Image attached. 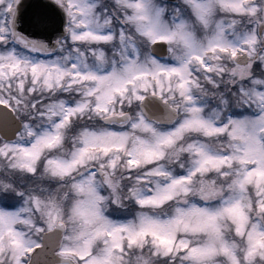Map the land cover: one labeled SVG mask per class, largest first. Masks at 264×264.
<instances>
[{
	"label": "rangeland",
	"instance_id": "374dc122",
	"mask_svg": "<svg viewBox=\"0 0 264 264\" xmlns=\"http://www.w3.org/2000/svg\"><path fill=\"white\" fill-rule=\"evenodd\" d=\"M95 1L68 0L66 10L97 61L70 63L69 51L61 65L4 46L12 0H0V102L23 121L20 139L0 137V189L24 191L13 215L0 209L1 240L17 242L19 223L25 248L35 244L41 193L54 187L78 264H264V0H180L176 20L158 0H108L127 23L119 34L106 31ZM114 36L116 54L102 46ZM160 42L169 55L157 61L146 50ZM62 80L78 85L75 107L54 97ZM149 92L177 110L173 123L144 119L138 103ZM74 108L91 117L71 137ZM124 111L120 125L97 120ZM90 164L108 181L73 179ZM52 209L48 225L59 217ZM9 246L0 242V260L19 264L22 245Z\"/></svg>",
	"mask_w": 264,
	"mask_h": 264
},
{
	"label": "flooded vegetation",
	"instance_id": "af4514ba",
	"mask_svg": "<svg viewBox=\"0 0 264 264\" xmlns=\"http://www.w3.org/2000/svg\"><path fill=\"white\" fill-rule=\"evenodd\" d=\"M17 0H12V5L9 6L6 9V13H5V19L7 21V25L8 28L10 29L11 32L10 36H9V40L7 43V48L10 49L11 51H15V52H19V54H23V55H29L28 51H32L33 53L38 50V48L40 47H44L45 44L42 42H37V41H32L30 39H28L26 36H24L21 32H13L12 30V22L14 21V16H15V11H14V4L16 3ZM95 2L99 3L98 4V8L100 10V12H96L99 14V16L101 18H106L107 19V24H109L110 29H106L103 27L104 29H106V31H112L114 33L119 34V29L121 28V26L119 25L120 21L125 22L124 19L122 18V16L120 14H118L116 8H119L120 6L117 4V1H114V3H112L111 1L108 0H96ZM55 4H58L59 6H61L62 8H67L68 6V0H54ZM173 5V4H171ZM175 6L177 7V4H175ZM10 9V10H9ZM9 10V14L8 13ZM174 12H171V14H173ZM126 23V22H125ZM74 21L71 20L70 15H66V23H65V30L63 33V36L61 37V33L56 34L55 35V41L57 42V49L55 54H53V58L56 59V63H61V56H65L67 52L72 51L74 52V54H69L71 56L66 58V61H70V63L72 62H76V61H84V62H88L84 59V57H82L81 55H87L88 57H90L89 63L92 61H97V58H93L88 50V46L90 44V42L88 41H84L81 39H77L78 37H76V30H80L78 28V25L75 24ZM99 24V22H98ZM127 26V23H126ZM117 29V30H116ZM74 33V36L72 37ZM256 35L259 36V39H261V30L259 28V31L256 32ZM117 37L118 36H114L113 40L109 43L107 41L104 40L102 46H106L107 48L110 49V51H114L113 54H116L119 52V48H116V43H117ZM263 39V38H262ZM136 40V39H135ZM136 45H137V41H136ZM139 47V44H138ZM116 49V51H115ZM26 51V52H25ZM81 56V57H80ZM36 57V56H33ZM37 60L40 59L39 57H36ZM74 58V61H73ZM94 59V60H93ZM249 61V59H248ZM248 63V62H247ZM63 63H61L62 65ZM88 65V64H87ZM71 73V72H70ZM70 79V77H69ZM61 80V79H60ZM66 82H64V80H62L60 82V86H56L55 91L56 93L54 94L55 99L57 100L58 105L61 104V98H63L65 101L62 103L63 106L68 105V106H72L75 107V103L77 102V97L79 92L77 91L78 89V85L75 82L69 81V84H65ZM69 87V89L67 91L64 92V94H62L61 91L65 90L64 88ZM12 110L14 111L13 107H11ZM15 113V111H14ZM70 114L74 115L73 118L70 119L69 125H70V129L71 130V137H73L74 131L77 129L78 123L79 126H82L83 122H87L85 121L86 119L88 120L89 117H91V114H88L87 111L84 112H75V108L74 111H72ZM16 115V113H15ZM103 117V116H102ZM101 116L97 118L98 121H100V119L102 118ZM23 124V121H22ZM90 124V123H89ZM88 126V125H87ZM22 129V128H21ZM20 132V131H19ZM18 132V133H19ZM20 134H17L16 140L18 139ZM96 166V165H94ZM1 163H0V169L2 171L1 168ZM97 168L95 169V174L101 179V181L107 182L108 178L102 174V172H99L98 170V166H96ZM82 168V167H81ZM79 168V169H81ZM0 171V172H1ZM93 173V171H92ZM77 174V172H76ZM102 174V175H101ZM76 178V175L73 174V179ZM130 183L132 184V182H129L128 185H130ZM128 188V187H126ZM45 189V188H44ZM8 190V189H7ZM46 190V189H45ZM59 191V190H58ZM54 187L52 190L50 191H43L41 193V197L40 199L43 201L41 208L43 209V211H40V215L42 216L41 218V222H42V226L41 229L38 230L37 235L35 236L36 239H33L35 242V244L30 245L29 247L25 248L27 245L26 241L24 243V238H28L29 237V232H25L26 228L25 226H23L22 224L19 223H12L11 226L16 230L19 231V234H17V239L18 241L15 242V240H10L9 241H4L1 240V238H5V236L8 234H6V230H4L2 227V231L0 232V242L1 243H5L8 242V244L10 245L9 247L11 248V246H14L15 243H19L20 245H22V247L20 246V254L19 257H17L16 259V263L18 261L19 264H30L31 263V254L34 251V249L36 247L39 248L38 251V255L35 261V264H70L69 262H59V259L64 258L65 260L71 261L73 264H78L79 259L76 257L75 255V248L76 245L74 243L75 240V236H72L71 232L68 230V226L70 225L69 221H67L66 219V211L65 209H62L60 207L58 203V199L60 198V193L58 192ZM23 190L20 189V191H6L3 189H0V209H4L9 211L12 215L14 214L13 211L14 209H16V207L18 205H20V203L22 202V196H23ZM67 196V195H66ZM50 205L54 206V207H45V205ZM53 208V209H52ZM39 209V207H38ZM52 209L53 213H57V215L59 216L57 219H55V221L48 225L45 221V210H50ZM69 210V208H67ZM60 215L63 216L65 219L60 218ZM24 233V234H23ZM46 234H49V237L45 236ZM11 233H9V237H10ZM5 240V239H4ZM43 240L45 242V244H43ZM226 240V239H225ZM22 241V242H21ZM233 239H229V241L227 243L230 244L231 247V253L233 252V244H232ZM14 242V243H13ZM226 242V241H225ZM6 245V244H5ZM43 245L48 246V250L43 251ZM8 246V245H7ZM124 261L123 259L119 261V264H123ZM0 264H9L6 263L3 259L0 260Z\"/></svg>",
	"mask_w": 264,
	"mask_h": 264
},
{
	"label": "water",
	"instance_id": "95a60500",
	"mask_svg": "<svg viewBox=\"0 0 264 264\" xmlns=\"http://www.w3.org/2000/svg\"><path fill=\"white\" fill-rule=\"evenodd\" d=\"M65 14L63 10L51 0H18L16 5V15L13 22V29L23 33L33 41L42 42L45 46L54 47V37L56 34L63 35ZM153 49L165 51V43H155ZM241 64H245L244 55L236 58ZM142 114L150 121L159 123H170L176 117V112L167 102L153 94L146 95L139 104ZM127 115L112 116L105 119L106 123L111 121L122 122ZM20 128V121L14 116L11 109L0 104V136L11 139ZM45 236L49 237V234ZM43 244H45L43 240ZM43 251L48 250V246L43 245ZM37 251V250H36ZM37 255L33 257L31 264H35ZM59 262H69L64 258Z\"/></svg>",
	"mask_w": 264,
	"mask_h": 264
}]
</instances>
